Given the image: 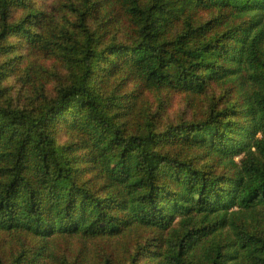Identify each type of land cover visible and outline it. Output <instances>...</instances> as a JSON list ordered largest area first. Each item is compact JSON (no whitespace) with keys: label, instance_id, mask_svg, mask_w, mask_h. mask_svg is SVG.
Returning a JSON list of instances; mask_svg holds the SVG:
<instances>
[{"label":"trees","instance_id":"obj_1","mask_svg":"<svg viewBox=\"0 0 264 264\" xmlns=\"http://www.w3.org/2000/svg\"><path fill=\"white\" fill-rule=\"evenodd\" d=\"M0 264H264V0H0Z\"/></svg>","mask_w":264,"mask_h":264},{"label":"rangeland","instance_id":"obj_2","mask_svg":"<svg viewBox=\"0 0 264 264\" xmlns=\"http://www.w3.org/2000/svg\"><path fill=\"white\" fill-rule=\"evenodd\" d=\"M167 106H168V109H169V108H170V106H171V103H168V105H167ZM153 109H154V106L151 108V111H152ZM168 109L166 110V115H168V112H169V111H168Z\"/></svg>","mask_w":264,"mask_h":264}]
</instances>
